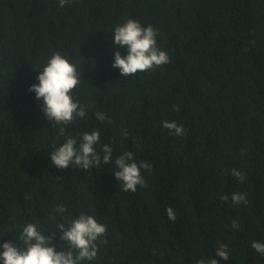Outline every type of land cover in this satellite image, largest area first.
Instances as JSON below:
<instances>
[{
  "label": "trees",
  "instance_id": "obj_1",
  "mask_svg": "<svg viewBox=\"0 0 264 264\" xmlns=\"http://www.w3.org/2000/svg\"><path fill=\"white\" fill-rule=\"evenodd\" d=\"M128 19L157 31L169 63L121 77L112 62L126 49L111 35ZM54 53L81 73L73 98L87 106L83 119L63 126L66 135L79 147L83 133L99 131L97 151L109 143L113 163L52 165L49 153L65 137L29 87ZM127 151L152 166L141 169L147 186L135 192L114 176L115 158ZM232 193L248 203L233 204ZM81 213L107 232L97 257L80 264H264L251 247L264 242V0H0V243L20 244L34 223L55 233L60 251L67 244L56 225ZM220 244L227 260L215 255Z\"/></svg>",
  "mask_w": 264,
  "mask_h": 264
},
{
  "label": "clouds",
  "instance_id": "obj_2",
  "mask_svg": "<svg viewBox=\"0 0 264 264\" xmlns=\"http://www.w3.org/2000/svg\"><path fill=\"white\" fill-rule=\"evenodd\" d=\"M69 2L70 0H58L60 7ZM111 36L115 45L126 49V55L116 51L112 62V67L119 69L121 77L154 70L169 63L168 54L157 46V31L151 25L145 27L134 19H128L117 25ZM80 77L81 73L73 63L60 53H54L47 59L42 70L38 71L36 78L39 83L29 87V91L34 92L40 102L39 107L46 119L54 126H61L59 135L64 136L65 140L49 153L52 165L60 170L70 166L88 170L98 168L102 163H113V149L109 143H104L100 151H97L96 145L101 143L99 131L83 133L79 147L75 138L66 135L63 126L87 115V106L73 98V91L80 84ZM173 110L179 111V108L175 107ZM95 116L101 122L107 119L102 112H96ZM161 125L173 135H184L183 126L174 120H164ZM123 135L126 136L127 132ZM114 166V176L122 191L135 192L138 186H147L141 169L150 171L152 166L147 162L137 163L131 151L117 156ZM231 175L238 181L245 179L244 174L235 168L231 169ZM222 199L227 201L229 196L224 195ZM231 201L233 204L248 203L242 193H232ZM56 211L64 213L66 209L58 205ZM165 212L170 221L177 219L171 206L167 207ZM230 227L239 228L238 220H232ZM56 228L60 231V240L67 244L66 248L57 251L51 243L55 233L46 235L38 230L36 224L28 223L17 237L20 244L10 241L0 243V264H80L81 261H92L97 257V241L106 243V240L100 238L105 236L107 228L92 215L81 213L78 218L69 217L67 226L61 222ZM251 247L264 255V242L253 241ZM215 255L227 260L230 256L227 245L220 244L215 249ZM197 264L220 262L212 258L207 262L199 260Z\"/></svg>",
  "mask_w": 264,
  "mask_h": 264
}]
</instances>
